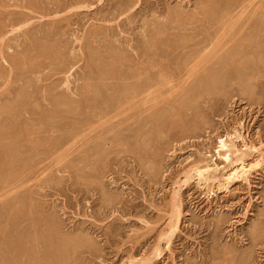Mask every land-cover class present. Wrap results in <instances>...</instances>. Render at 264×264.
Returning <instances> with one entry per match:
<instances>
[{
  "label": "rangeland",
  "instance_id": "374dc122",
  "mask_svg": "<svg viewBox=\"0 0 264 264\" xmlns=\"http://www.w3.org/2000/svg\"><path fill=\"white\" fill-rule=\"evenodd\" d=\"M0 264H264V0H0Z\"/></svg>",
  "mask_w": 264,
  "mask_h": 264
},
{
  "label": "bare ground",
  "instance_id": "6f19581e",
  "mask_svg": "<svg viewBox=\"0 0 264 264\" xmlns=\"http://www.w3.org/2000/svg\"><path fill=\"white\" fill-rule=\"evenodd\" d=\"M246 5V4H245ZM228 13V12H227ZM207 14H208V12H207ZM225 14V13H224ZM230 14V13H229ZM231 15V14H230ZM208 16V15H207ZM210 16V15H209ZM226 16V15H225ZM225 16H223L222 17V15L221 16H219V18L220 19H218V20H221V24L220 25H222V28L220 29V28H218V26H217V28H218V30L220 29L221 30V33H220V36H225V32H227L226 30L229 28L230 30H233V32L232 33H234V28H236V27H239V26H237V21H234V22H231L230 20H231V18H230V20H227L228 18H226ZM232 16V15H231ZM221 17H222V19H221ZM208 18H210V17H208ZM207 18V19H208ZM226 18V22H224V19ZM234 18H236V16L234 17ZM239 19V18H238ZM206 20V19H205ZM217 20V21H218ZM222 20H223V22H222ZM237 20V19H236ZM207 21V20H206ZM216 21V23L217 24H219L218 22ZM241 21V20H240ZM208 23V22H207ZM248 25V24H247ZM221 27V26H220ZM242 27V26H241ZM244 27V26H243ZM242 27V28H243ZM247 27V26H246ZM207 29V28H206ZM220 30H219V32H220ZM236 30V29H235ZM238 30V29H237ZM208 31V30H207ZM209 32V31H208ZM238 32V31H237ZM230 33V32H229ZM227 34H228V32H227ZM237 34V33H236ZM236 34H234L233 36H235ZM238 36V35H237ZM242 36V35H241ZM239 37V36H238ZM238 37H236V38H238ZM219 38V37H218ZM221 38V37H220ZM235 37H233L232 39H234ZM241 38V37H240ZM226 39V38H225ZM228 39V38H227ZM243 39V38H242ZM231 40V39H230ZM235 40V39H234ZM233 41V40H232ZM229 43V42H228ZM226 44L227 43H225V45H224V48H225V46H226ZM223 47V46H222ZM212 51V50H211ZM226 54H227V52H226ZM225 54V55H226ZM235 55H237V59H238V57H239V55L238 54H235ZM242 55V54H241ZM210 57H211V55H210ZM233 57V56H232ZM221 58V57H220ZM223 59H225V57L223 58ZM222 59V60H223ZM232 59V58H231ZM236 59V58H235ZM206 60V59H205ZM219 60V59H218ZM230 60V59H229ZM234 59H232V64H234L233 62L234 61H236V60H234ZM208 62V61H207ZM210 62V61H209ZM227 61H225V64H227L226 63ZM222 63V62H221ZM223 64V63H222ZM228 65H229V63H228ZM225 66H227V65H225ZM230 67H231V65H230ZM219 68V67H218ZM229 138V137H228ZM221 139V138H220ZM219 139V146H217L218 147V151H217V155H218V157L223 161V162H225L226 164H228V165H231V164H236V163H238L239 165H240V170L239 169H237V170H235L234 172H233V175H232V177H231V179H234V178H238L239 177V175L241 176V177H243V176H245L246 175V173H247V171H245L246 170V167L244 166V157H245V154L243 153V152H240L239 150H237L236 148H235V145L233 144V142H232V140L230 139V141H229V143H228V141L225 139V140H223V139H221L220 140ZM117 143V142H116ZM221 152H222V154H221ZM256 152L258 153V151L256 150ZM262 156V155H261ZM237 165V164H236ZM238 165V166H239ZM206 168H200V169H198V170H195V171H197V172H195L198 176H197V178L199 177V178H203V180H205L206 179V177L204 178V175L205 174H209L208 172H209V170L211 169L210 167H207V166H205ZM194 168H198V167H194ZM194 168L192 169V171L194 170ZM210 168V169H209ZM249 170H251V169H249ZM191 171V170H190ZM189 171V172H190ZM216 171V170H215ZM195 173H194V175H195ZM188 174V175H187ZM185 175H187V176H185L186 178V181L188 180V179H190V175H191V172L190 173H185ZM212 176V175H211ZM198 178V179H199ZM229 178V177H228ZM228 180V179H227ZM238 180V179H237ZM206 181H210V180H206ZM214 181V180H213ZM232 182V181H231ZM187 183V182H186ZM227 184V183H226ZM180 203V202H179ZM176 204V203H175ZM177 213V212H176ZM176 219V218H175ZM177 220H178V217H177ZM176 223V225H173V226H170V233H169V235L168 236H171L173 233H174V231L177 229V222H175ZM168 238V237H167ZM156 253H157V250H156ZM160 254V253H159Z\"/></svg>",
  "mask_w": 264,
  "mask_h": 264
}]
</instances>
